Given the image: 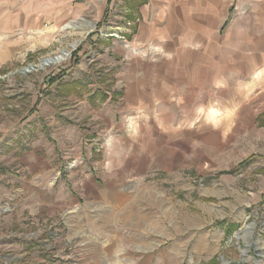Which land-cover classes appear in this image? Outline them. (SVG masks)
Listing matches in <instances>:
<instances>
[{
	"label": "crops",
	"instance_id": "0c3cea01",
	"mask_svg": "<svg viewBox=\"0 0 264 264\" xmlns=\"http://www.w3.org/2000/svg\"><path fill=\"white\" fill-rule=\"evenodd\" d=\"M233 1L240 10L224 25ZM2 2L0 35H7L8 47H0V66L17 54L21 41L13 35L90 19L81 24L87 36L75 50L95 51L96 66L107 76L51 77L59 97L75 103L74 114L37 134L35 148L23 156L37 179L27 198L50 195L59 210L79 207L76 201L81 208L113 210V217L99 220L102 232L105 226L132 227L127 234L108 229L99 235L106 243L100 253L115 259L110 264H134V247L124 248L134 243V223L153 226L156 220L146 215L134 221L135 180L210 178L220 168H236L235 161L253 166L256 155L264 170V0ZM108 20L129 39L128 48L113 37L101 40L98 25L87 32L92 22ZM231 170L217 174L231 176ZM143 194L155 200V191Z\"/></svg>",
	"mask_w": 264,
	"mask_h": 264
},
{
	"label": "rangeland",
	"instance_id": "374dc122",
	"mask_svg": "<svg viewBox=\"0 0 264 264\" xmlns=\"http://www.w3.org/2000/svg\"><path fill=\"white\" fill-rule=\"evenodd\" d=\"M0 5L4 7L2 0ZM238 10L233 1L224 25ZM116 18L124 28L129 27L128 20ZM86 21L90 19L81 16L56 28L48 23L13 35L21 41L17 54L3 59L0 66V264H110L115 259L100 253L106 243L99 242V235L108 229L131 232L132 227L121 226H105L107 231H100L104 227H99V220L115 215L110 209L81 208L75 199L79 207L59 210L50 195L27 198L37 179L29 173L23 151L35 148L36 135L42 130L52 131L58 119L65 121L74 114L75 103L61 99L50 78L59 75V81H69L107 76L104 67L96 66L95 51L75 50L85 42L87 34L80 30ZM67 23L72 26L64 28ZM92 23L95 27L87 32L98 25L101 40L113 37L129 47V39L110 27L109 20ZM0 38L5 50L7 35ZM59 55L62 61L55 60ZM258 132L252 130V138L257 139ZM253 160V166L235 161L236 168L216 169L210 178L184 174L135 180L134 221L146 215L156 220L153 226L134 223V243L124 247H134V264H264V170L259 172L257 155ZM221 170L235 173L219 176ZM144 191H155V200Z\"/></svg>",
	"mask_w": 264,
	"mask_h": 264
},
{
	"label": "bare ground",
	"instance_id": "6f19581e",
	"mask_svg": "<svg viewBox=\"0 0 264 264\" xmlns=\"http://www.w3.org/2000/svg\"><path fill=\"white\" fill-rule=\"evenodd\" d=\"M88 27H92V25H91V24H88ZM83 31H84V30H83ZM83 31H82V32H83ZM62 58H63V57H62L61 55H59V56L56 57L55 60H56V61H59V60H61ZM55 60H52V61L54 62ZM48 61H49V60H48Z\"/></svg>",
	"mask_w": 264,
	"mask_h": 264
}]
</instances>
